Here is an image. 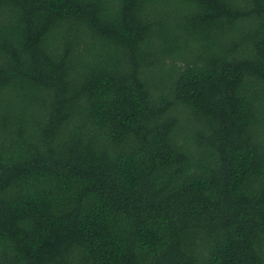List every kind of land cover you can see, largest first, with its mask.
I'll return each instance as SVG.
<instances>
[{
    "label": "trees",
    "instance_id": "1",
    "mask_svg": "<svg viewBox=\"0 0 264 264\" xmlns=\"http://www.w3.org/2000/svg\"><path fill=\"white\" fill-rule=\"evenodd\" d=\"M0 264H264V0H0Z\"/></svg>",
    "mask_w": 264,
    "mask_h": 264
}]
</instances>
